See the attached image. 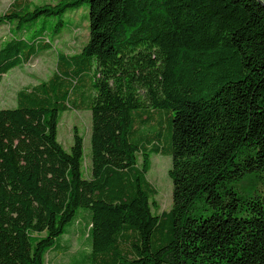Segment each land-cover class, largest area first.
I'll return each mask as SVG.
<instances>
[{
	"label": "trees",
	"instance_id": "obj_1",
	"mask_svg": "<svg viewBox=\"0 0 264 264\" xmlns=\"http://www.w3.org/2000/svg\"><path fill=\"white\" fill-rule=\"evenodd\" d=\"M33 1L0 13L20 35L0 83L83 2L88 37L0 108V264H48L79 218L90 250L69 264H264V0ZM67 110L91 113L89 166L76 129L57 141ZM152 154L170 157L160 213Z\"/></svg>",
	"mask_w": 264,
	"mask_h": 264
},
{
	"label": "rangeland",
	"instance_id": "obj_2",
	"mask_svg": "<svg viewBox=\"0 0 264 264\" xmlns=\"http://www.w3.org/2000/svg\"><path fill=\"white\" fill-rule=\"evenodd\" d=\"M47 1V0H44ZM43 0H34L38 4ZM56 1V0H48ZM12 0H0V13H2ZM64 31L61 35L51 37L52 51L41 53L33 58L30 62L21 67H15L3 75L0 83V108L11 107L15 105V92L20 87L27 84H35L40 80L46 79L54 69L56 60V50H64L72 53L80 48L81 41L88 37V6L86 2L81 3L78 7L68 10L63 19ZM40 23L36 22L33 26L39 27ZM31 32L23 34L30 38ZM12 36L19 37V33H8V25L0 26V42ZM90 127L91 113L89 110H67L60 113L57 124V141L66 151L70 150L73 143V130L76 129L83 139V166H89L90 159ZM150 169L147 172V179L156 189L154 201L157 210L152 209L153 213H160L162 210H168L171 206L172 184L167 171L170 168V157L160 154H152L150 157ZM252 179L248 178L243 181L242 186L245 189H251ZM79 221V223H78ZM74 223V229L69 234L58 240L61 245L68 247L67 252L56 251L49 252L46 256L48 264H69L71 262H80L90 247L85 237L80 233L78 227L84 226L82 218ZM62 250V249H61Z\"/></svg>",
	"mask_w": 264,
	"mask_h": 264
}]
</instances>
